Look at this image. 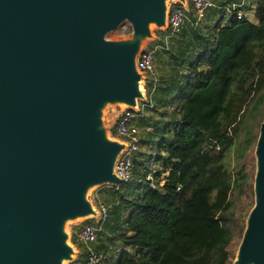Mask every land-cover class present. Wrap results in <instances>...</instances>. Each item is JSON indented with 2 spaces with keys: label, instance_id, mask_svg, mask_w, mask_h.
Masks as SVG:
<instances>
[{
  "label": "water",
  "instance_id": "95a60500",
  "mask_svg": "<svg viewBox=\"0 0 264 264\" xmlns=\"http://www.w3.org/2000/svg\"><path fill=\"white\" fill-rule=\"evenodd\" d=\"M173 2L0 0V264H67L68 222L100 219L96 186L123 183L129 143L105 123L110 106L148 101L138 58L169 30ZM128 37L106 35L123 23ZM255 204L233 264H264V120L255 146Z\"/></svg>",
  "mask_w": 264,
  "mask_h": 264
},
{
  "label": "trees",
  "instance_id": "16d2710c",
  "mask_svg": "<svg viewBox=\"0 0 264 264\" xmlns=\"http://www.w3.org/2000/svg\"><path fill=\"white\" fill-rule=\"evenodd\" d=\"M256 16L257 23L233 13L213 47L195 60L190 78L176 87L175 132L167 137L163 131L157 141L161 169L150 177L154 170L136 156L129 186L113 191L116 214L128 213L117 239L130 249L120 250L114 264L230 262L232 195L247 183L243 168H226V153L234 145L242 153L256 145L255 125L264 120V0Z\"/></svg>",
  "mask_w": 264,
  "mask_h": 264
},
{
  "label": "rangeland",
  "instance_id": "374dc122",
  "mask_svg": "<svg viewBox=\"0 0 264 264\" xmlns=\"http://www.w3.org/2000/svg\"><path fill=\"white\" fill-rule=\"evenodd\" d=\"M215 3V7H213L211 10L214 12L212 13L211 17H207L205 20L201 21L200 23H196V16L193 12V8L191 5H189V10H187L188 20L185 25V27L190 26L191 28L194 27L196 32L201 36V32H204L206 34L207 39L214 38L216 35L217 29L220 27V25L223 22V19L226 17L225 21H229L231 19V13L233 9L232 2H245L249 3L250 6L253 5L254 2H258L259 0H213ZM222 8V9H221ZM243 9V8H242ZM210 10V11H211ZM217 11V12H216ZM216 12V13H215ZM236 12V11H235ZM231 14V15H230ZM252 15V16H251ZM249 14V18L255 19L253 14ZM246 18V17H244ZM190 22V23H188ZM229 23V22H223ZM129 26V27H128ZM184 27V28H185ZM183 28V29H184ZM187 31L189 32L190 29ZM182 29V30H183ZM181 30V31H182ZM152 32L153 37L151 39H148L147 41V48L155 50L156 58H160L156 60V67L157 70L161 72L160 67L164 68L165 71H167L171 75H166L162 78V82H160V86L165 83L164 80L167 79L166 82H168L167 87L164 88L163 91L165 93H162V98H166L161 101L153 100L154 102V109L148 114L147 119L141 121V131H140V140H141V146L139 151L134 155V158L136 156H139L140 162L145 163L148 167L152 168L154 172L150 174V177L155 174L156 171L161 169L163 162L158 161L155 162V159L160 154V148L157 144V141L160 139V135L165 131V135L167 137L172 136V134L175 132V122L178 121L179 115H178V104L175 103V101H172V97L170 94H168V90L173 91L176 94V87L182 86L183 80L186 78H190L189 76L192 75L193 66L195 64V60L192 65H184V60H181L180 54L181 52H176L172 49V44L169 42V39L165 40V43L163 41V38L165 34L170 33L173 34L171 31L167 30L166 28H158L157 26H152ZM131 33V25L128 22H125L122 24V26L111 33H108L106 37L108 39L112 40H118L122 38H126ZM180 32L176 33L179 34ZM203 33V34H204ZM157 36H160V40H157ZM158 46L156 49L155 47ZM172 52L175 56L176 53V59L178 61H175L174 68L168 67L167 63V57L169 56V53ZM184 55V54H183ZM196 59V58H195ZM168 67V68H167ZM167 68V69H166ZM174 69L175 71H171ZM201 70V69H200ZM171 71V72H170ZM168 88V90H167ZM151 88L147 87L148 95L151 92ZM166 94V96H165ZM168 94V95H167ZM171 97V99H169ZM164 101V102H163ZM120 110L117 106L110 105L105 112L104 120L105 123H109L110 126H113L117 120L118 115L120 114ZM263 112V109H261V113ZM116 118V119H115ZM260 127L255 125L254 129V136H257L259 134ZM244 136V133L239 136L238 141ZM142 142H146V144H142ZM255 144L251 146L247 151L244 153L241 152V147H238V145H234L227 153L225 158V164L226 168L233 173H238L242 168L244 169V174L246 175L245 182L247 183L245 185V191L243 193H239V191H235L232 195V200L234 202V216H233V222H232V230H233V237L229 246V250L231 251L232 258L230 260V263L233 264L234 259L236 258L240 243L242 241L243 233L246 227V221L247 217L252 209V207L255 204V194H254V179L256 174V157H255ZM141 170H143L142 167H140ZM168 176V173H164L161 176V183L164 184L166 178ZM129 183L124 182L120 185V188L122 190L126 189L129 185ZM140 185V184H139ZM139 185L133 186L134 190H137L139 188ZM154 186H158L157 183H153ZM116 189V187L102 185V186H96L93 189H91L89 198L92 199V201H96L98 199H102L108 206V211L110 213V210L114 212V215L117 212V209L120 211V207L117 206L118 204L116 202L115 194H113V191ZM134 194V193H133ZM112 204L109 206L110 203ZM121 217L117 221L119 224V229L115 233L116 236L112 238V241L117 242V235L123 231L122 227L126 223L128 213H126L125 210L121 211ZM118 215V214H116ZM124 219V220H123ZM90 222L100 228V243H103L104 240L109 239L110 235L107 233L110 231L105 230L106 227V221H97L92 218H79L76 220H72L68 222L66 229L68 232H70V244L75 246L76 254H75V261L74 262H67V264H83L87 258V248L86 245L77 237L75 236V231H77V228L82 226L84 223ZM105 230V231H104ZM104 232V233H103ZM105 248V245H103ZM117 247H121L117 246ZM116 248L115 250H117ZM122 251V249H121ZM119 250L117 258L114 256L111 257V254H106V259L101 264H106L109 260L110 264H113L115 259L117 260L119 257V254L121 253ZM109 264V263H107Z\"/></svg>",
  "mask_w": 264,
  "mask_h": 264
},
{
  "label": "built area",
  "instance_id": "2783aa9c",
  "mask_svg": "<svg viewBox=\"0 0 264 264\" xmlns=\"http://www.w3.org/2000/svg\"><path fill=\"white\" fill-rule=\"evenodd\" d=\"M196 16V23L207 18L208 12L215 7L213 0H189ZM236 5L233 6L231 13H235ZM236 16L239 20L244 19L242 12H237ZM188 20L187 9L180 2H173L169 11V31L173 34L180 32L186 25ZM129 27V26H128ZM139 69L145 75V86L151 88L154 92L161 82V78L156 69L155 50L147 48L138 58ZM150 92V93H151ZM148 101H139L138 108H125L117 117L115 124L112 126V132L117 137L130 145L123 152L117 163L116 171L122 178L123 182H128L133 177L134 172V155L139 151L141 146L140 131L141 121L146 120L149 112L154 109V103L151 101L148 92ZM121 185V184H120ZM116 189H119V186ZM97 208L100 211L99 221H106L109 216L108 205L102 200H96ZM100 228L94 224L87 222L77 228L75 235L86 245L87 258L84 264H101L106 259V253L95 248V244L99 238ZM232 264V263H227Z\"/></svg>",
  "mask_w": 264,
  "mask_h": 264
},
{
  "label": "crops",
  "instance_id": "0c3cea01",
  "mask_svg": "<svg viewBox=\"0 0 264 264\" xmlns=\"http://www.w3.org/2000/svg\"><path fill=\"white\" fill-rule=\"evenodd\" d=\"M232 4L236 5V9H235L236 12L235 13L240 11V12L244 13L245 17L247 19H249L250 21L255 22V23L258 22V18L256 16V10H257V6H258V2H254L253 5L250 6V8H249L250 4L248 3L249 4L248 5L244 1L241 2V3L240 2L239 3L232 2ZM212 13L214 14V12L212 10L209 11L208 14H207V17L210 18L212 16L211 15ZM249 14L250 15L253 14L254 17L256 16L255 19L249 18ZM225 20H226V17L223 19V22H230V20L229 21H225ZM223 22H222V24L220 26L227 25V23L224 24ZM188 23H190V22H188ZM194 27L191 28L190 26L187 25V27H185L182 31H180L179 34L175 33V34H171L170 35V33H167V34H165V36L163 38L164 43H165L166 39H169V42H171V44L173 45L172 49L175 50L176 52H181L182 53V54H180V56H181V58L183 57L182 59L184 60V65H187V64L192 65L194 60H197V58L200 55H202L205 51H208L209 49H211L213 47V45L216 43L217 38H218L217 32H216V35L214 36V38H211V39L205 38L207 36H206V34L204 32H201V36H199V34H198L199 32L197 33ZM189 28H191V29H190L189 32H187L189 30ZM157 40H160V36H157ZM157 47L158 46H156L155 49ZM175 56H176V53H175ZM175 56L173 55L172 52L169 53V56L167 57V60H166L167 63H168V67L174 68L175 61H178ZM157 59L160 60V58H156V60ZM156 69H157V67H156ZM160 70H161V72L157 70V73L160 76V78L161 77H165L166 75L169 76V75L172 74L171 71H175L174 69H172L170 71L171 74H169L162 67H160ZM161 80H162V78H161ZM164 81H165V83H163L161 85V87H159V88L157 87V89L154 92L149 93V97H150L152 102H153V100H156L158 102V101L166 99L165 97L162 98V93H165L163 91L164 88H162V87H167V85H168V82H166L167 79L164 80ZM160 84L158 86H160ZM167 90H168V88H167ZM168 92H169L168 94H170L171 97H172V95L174 96V94H175L173 91H170V90H168ZM165 96H166V94H165ZM171 97H169V99H171ZM109 204H110L109 206H111V209H112L111 202ZM120 217H121V215H120ZM120 217L118 215H116V214L114 215V212L110 210L108 219L106 220V227H105V230L110 231V233L109 232L107 233L108 235H110V238L109 239L106 238V240H104L103 243H100V241H97V243L95 244V248L96 249L102 250L108 255L111 254V257L114 256L115 258H117L119 250H121V249L130 250L129 248H124L122 246L121 242L118 239L116 240L117 242L112 241V238H114L116 236L115 233L119 229L118 228L119 224L117 223V221L119 220ZM99 239H100V235H99L98 240ZM120 244H121V247H117V246H120ZM103 245H105V248H103L104 247ZM116 248H118V249L115 250ZM110 261L111 260H109L107 263L110 264ZM115 261H116V259H115ZM115 261H114V263H115Z\"/></svg>",
  "mask_w": 264,
  "mask_h": 264
}]
</instances>
